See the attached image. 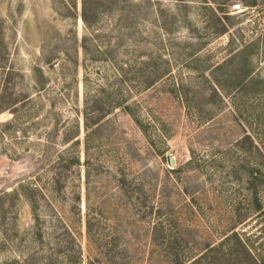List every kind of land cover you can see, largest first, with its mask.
<instances>
[{
	"label": "rangeland",
	"instance_id": "rangeland-1",
	"mask_svg": "<svg viewBox=\"0 0 264 264\" xmlns=\"http://www.w3.org/2000/svg\"><path fill=\"white\" fill-rule=\"evenodd\" d=\"M234 223L264 264V0H0V264H171Z\"/></svg>",
	"mask_w": 264,
	"mask_h": 264
},
{
	"label": "trees",
	"instance_id": "trees-1",
	"mask_svg": "<svg viewBox=\"0 0 264 264\" xmlns=\"http://www.w3.org/2000/svg\"><path fill=\"white\" fill-rule=\"evenodd\" d=\"M85 0H83L84 3ZM236 223L224 228L221 240L216 244L206 243L205 250L195 251L185 259L174 258L171 264H261L252 254L245 241L244 232L234 229ZM85 229L88 233V221H85ZM158 234L156 228L149 231V238L154 239ZM203 252V253H202ZM202 262V263H201Z\"/></svg>",
	"mask_w": 264,
	"mask_h": 264
},
{
	"label": "water",
	"instance_id": "water-1",
	"mask_svg": "<svg viewBox=\"0 0 264 264\" xmlns=\"http://www.w3.org/2000/svg\"><path fill=\"white\" fill-rule=\"evenodd\" d=\"M237 4H234V6H236Z\"/></svg>",
	"mask_w": 264,
	"mask_h": 264
}]
</instances>
